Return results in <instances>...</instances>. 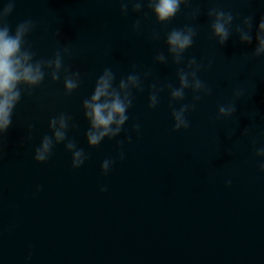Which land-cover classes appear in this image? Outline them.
<instances>
[{"label":"water","instance_id":"95a60500","mask_svg":"<svg viewBox=\"0 0 264 264\" xmlns=\"http://www.w3.org/2000/svg\"><path fill=\"white\" fill-rule=\"evenodd\" d=\"M120 8L119 0H16L7 19L13 32L24 20L35 23L26 47L36 60L67 47L64 65L79 71L81 81L65 95L63 71L56 82L46 75L14 109L0 156V264H264V172L256 155L264 147V56L251 58L264 0H189L166 23L146 3L139 13ZM212 8L235 18L223 46L212 35ZM247 16L253 17L250 45L234 30ZM185 25L196 36L184 63L175 65L166 37ZM158 52L166 64L155 62ZM192 57L210 91L194 101L187 89L174 102L177 109L195 107L186 113L189 128L173 132L170 93H160L150 109L151 85L178 87L177 70ZM133 65L143 91L133 90L128 121L119 136L89 147L83 100L105 68L118 84ZM231 103L237 111L218 118L219 106ZM61 113L71 118L68 138L87 155L78 169L64 143L47 162L34 159L43 136L52 134L50 119ZM105 159L114 160L107 175Z\"/></svg>","mask_w":264,"mask_h":264},{"label":"clouds","instance_id":"9594fccd","mask_svg":"<svg viewBox=\"0 0 264 264\" xmlns=\"http://www.w3.org/2000/svg\"><path fill=\"white\" fill-rule=\"evenodd\" d=\"M15 2L16 0H6V3L0 7V156L4 150V137L12 125L14 109L24 92L30 93L32 89L40 86L46 75L50 76L53 82L59 81L62 71L65 95H70L75 91L81 81L79 71H71L64 65V55L69 51L67 47L63 49V52L56 51L54 57L50 59H35V53L31 51L30 47H26V37L36 27L35 23L30 19L24 20L16 25L14 32L7 23L8 17L14 10ZM119 2L121 4L120 11L125 15L128 13L129 5L132 6L133 12L139 13L146 3L156 21L166 23L172 20L180 11L181 5L187 4L189 0H119ZM198 15L199 10L193 14V19ZM207 15L212 18L213 37L219 45H225L233 30L235 19L233 14L223 9L212 8L208 10ZM140 24L141 21L136 20L133 29L138 30ZM252 27L253 17L251 16L244 17L241 23L235 25L234 30L241 43L252 44ZM57 35L59 36L60 32ZM195 36L196 29L191 25L174 28L167 34V51L175 65L184 63V53L192 47ZM157 37L158 34L154 33L153 38ZM255 41L256 46L251 53V58L264 56V16L261 17L256 28ZM154 60L159 64H166L168 57L163 52H158ZM200 70L201 65L195 57H192L187 60L185 67L177 70L178 87L171 83L160 86H157L156 83L151 85L148 104L150 109L157 107L160 93L166 89L170 93L169 106L172 109L174 121L173 132L189 128L190 122L186 113L195 107L194 104L185 103L177 109L174 107V102L183 101L187 89H191L196 94L193 96L194 101L201 99L199 93L207 94L210 91L198 75ZM150 75V71L145 72L144 78ZM115 82L116 74L111 68H105L96 79L91 96L82 102L83 115L89 123L85 133L89 147L98 146L105 138L111 140L120 135L123 126L129 119L128 110L133 103V90L143 91L142 78L136 73L135 65H133V71L130 74L121 78L118 84ZM240 95L239 92L235 93L237 98ZM236 111L235 103L221 105L218 108V118L230 117ZM70 119L63 113L50 119L49 129L52 134L43 136L39 146L35 149L34 159L36 162H47L52 155L53 147L64 143L66 151L72 154V168L78 169L84 164L87 159L84 149L77 147L76 142L67 136ZM32 128L33 125H29L27 139H31ZM133 130L139 132L140 125L134 124ZM128 142H131V136L128 137ZM256 155L261 157L259 169L264 172V147L257 149ZM120 158L123 159V152L120 153ZM113 164L114 160L105 159L101 164L102 172L107 175ZM227 183L230 184L231 181L229 180ZM106 190V186L101 188V192Z\"/></svg>","mask_w":264,"mask_h":264}]
</instances>
